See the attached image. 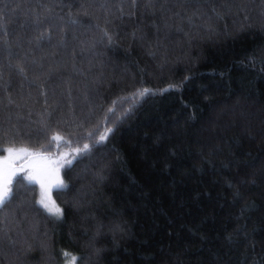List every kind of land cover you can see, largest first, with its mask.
Here are the masks:
<instances>
[{
  "label": "trees",
  "instance_id": "trees-1",
  "mask_svg": "<svg viewBox=\"0 0 264 264\" xmlns=\"http://www.w3.org/2000/svg\"><path fill=\"white\" fill-rule=\"evenodd\" d=\"M9 148L0 264H264V0H0Z\"/></svg>",
  "mask_w": 264,
  "mask_h": 264
},
{
  "label": "rangeland",
  "instance_id": "rangeland-1",
  "mask_svg": "<svg viewBox=\"0 0 264 264\" xmlns=\"http://www.w3.org/2000/svg\"><path fill=\"white\" fill-rule=\"evenodd\" d=\"M8 156L9 153H7L4 157H0V162L4 161L5 157ZM10 159L11 167L7 170L9 176L8 187H10L11 183L17 176L32 175L36 177L32 183L38 186L40 192L38 203L41 199L42 193L41 182H44L46 185H51L49 189V195L51 200L55 201L52 192L53 190L57 189L55 186L57 180L63 181L62 168L67 162L68 156L66 157L65 154H61L54 158L37 155L35 156L30 154L29 150H27L26 152H14ZM69 264L73 263L71 262Z\"/></svg>",
  "mask_w": 264,
  "mask_h": 264
},
{
  "label": "snow or ice",
  "instance_id": "snow-or-ice-1",
  "mask_svg": "<svg viewBox=\"0 0 264 264\" xmlns=\"http://www.w3.org/2000/svg\"><path fill=\"white\" fill-rule=\"evenodd\" d=\"M53 139H58V137H53ZM101 139L103 140L104 137L102 136ZM9 156L5 157L4 161L0 162V205H3L7 202L10 198V191L11 189L8 187L9 183V176H8V169L11 167V157L14 152H26L27 149L20 148L19 150L9 148L7 149ZM14 174V173H13ZM22 179H27L30 183L33 182L36 177L32 175L24 176ZM56 188L58 190L63 189L66 187L62 180H57ZM51 185H46L44 182H41V199L39 201L41 207H43L46 211H48L51 215H55L57 218L63 215V210L55 204V201L51 200L49 195V189Z\"/></svg>",
  "mask_w": 264,
  "mask_h": 264
}]
</instances>
